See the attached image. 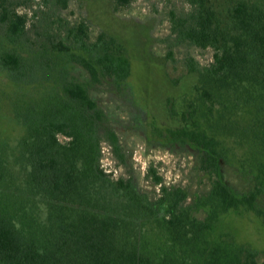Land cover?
I'll return each mask as SVG.
<instances>
[{
	"label": "trees",
	"instance_id": "1",
	"mask_svg": "<svg viewBox=\"0 0 264 264\" xmlns=\"http://www.w3.org/2000/svg\"><path fill=\"white\" fill-rule=\"evenodd\" d=\"M185 1L170 13V45L210 49L211 61L185 57L191 88L166 100L167 123L143 126L198 153L211 186L191 203L153 169L151 199L100 164L103 143L118 161L123 147L92 92L127 87L126 48L58 4L29 17L0 0V264H264L225 224L245 212L264 226V0Z\"/></svg>",
	"mask_w": 264,
	"mask_h": 264
},
{
	"label": "rangeland",
	"instance_id": "2",
	"mask_svg": "<svg viewBox=\"0 0 264 264\" xmlns=\"http://www.w3.org/2000/svg\"><path fill=\"white\" fill-rule=\"evenodd\" d=\"M57 0H13L15 11L30 14L55 6L68 21L87 20L91 37L105 31L126 49L132 63V77L124 90L117 92L103 86L92 96L106 110L122 148L121 161L103 143L100 164L112 178H133L144 193L154 199L159 186L153 184L151 169L166 186L181 187L191 203L206 194L211 186L207 174L198 168V153L189 147L164 144L150 136L143 124L155 120L167 123L166 100L177 98L193 83L185 65V57H193L202 67L211 61L212 51L199 48H173L170 45V13L188 9L185 0H130L115 4L113 0H68L67 7ZM10 2V1H9ZM32 18L27 25L32 24ZM5 78L0 74V83ZM62 139V138H61ZM228 184L245 191L248 184L235 169L223 164ZM152 171V170H151ZM225 224L234 232L238 243L249 244L264 259V226L252 213L232 214Z\"/></svg>",
	"mask_w": 264,
	"mask_h": 264
}]
</instances>
